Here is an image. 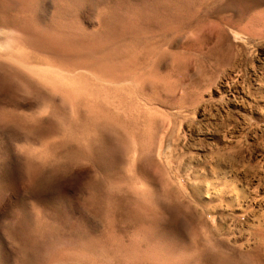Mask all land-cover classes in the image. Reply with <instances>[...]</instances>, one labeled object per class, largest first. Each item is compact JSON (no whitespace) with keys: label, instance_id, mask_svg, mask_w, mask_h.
Masks as SVG:
<instances>
[{"label":"rangeland","instance_id":"obj_1","mask_svg":"<svg viewBox=\"0 0 264 264\" xmlns=\"http://www.w3.org/2000/svg\"><path fill=\"white\" fill-rule=\"evenodd\" d=\"M0 264H264V0H0Z\"/></svg>","mask_w":264,"mask_h":264},{"label":"bare ground","instance_id":"obj_2","mask_svg":"<svg viewBox=\"0 0 264 264\" xmlns=\"http://www.w3.org/2000/svg\"><path fill=\"white\" fill-rule=\"evenodd\" d=\"M5 23V22H4ZM65 25V24H64ZM54 50V49H53ZM27 63V62H26ZM33 71V70H32ZM28 72V71H27ZM42 73V72H41ZM95 74V73H94ZM103 75V74H102ZM99 76H101V75H99ZM39 77V76H38ZM63 77V76H62ZM99 78V77H98ZM86 79V78H85ZM81 81V80H80ZM50 83V82H49ZM74 84V83H73ZM95 84H96V82H95ZM89 88V87H88ZM157 119V118H156ZM149 261V260H148Z\"/></svg>","mask_w":264,"mask_h":264}]
</instances>
